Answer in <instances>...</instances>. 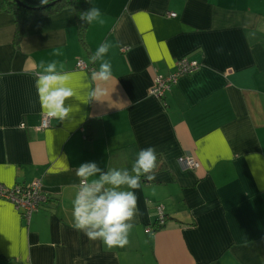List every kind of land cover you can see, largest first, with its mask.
<instances>
[{"label":"crops","instance_id":"crops-1","mask_svg":"<svg viewBox=\"0 0 264 264\" xmlns=\"http://www.w3.org/2000/svg\"><path fill=\"white\" fill-rule=\"evenodd\" d=\"M88 2L104 23L87 24L83 42L72 3L31 18L18 38L15 14L0 9V184L38 179L47 198L26 220L0 196V264H264V0ZM106 41L118 80L111 99L126 107L89 100L98 68L90 58ZM182 57L198 68L151 95L153 76ZM53 60L77 97L65 100V118L36 130L48 113L36 74ZM149 146L155 179L142 176L134 190L139 213L127 245L109 248L74 229L76 168L96 162L134 175ZM186 154L197 168L178 162ZM158 204L165 222L147 233Z\"/></svg>","mask_w":264,"mask_h":264},{"label":"clouds","instance_id":"clouds-1","mask_svg":"<svg viewBox=\"0 0 264 264\" xmlns=\"http://www.w3.org/2000/svg\"><path fill=\"white\" fill-rule=\"evenodd\" d=\"M42 2L47 3L48 0ZM79 15L87 24L104 23L103 13L98 7L92 6ZM109 48L110 44L104 42L90 58L93 63L98 62V68L91 73L95 87L89 93V100H106L110 107H126V103L111 99L118 80L113 82L112 65L105 59ZM55 55H60L59 51ZM63 68V64L56 60L46 64L41 61L35 80L41 107L56 119H63L70 112V107L65 106V100L77 97L67 83L69 74ZM156 168L157 154L154 146L139 150L131 168L134 175L127 168H109L105 172L96 162L81 163L76 168L79 186L72 201V227L82 231L90 240L102 241L109 248L127 245L129 232L134 227L133 221L139 213L138 196L134 190L141 188L142 176L147 181L154 180ZM121 186L131 190H119Z\"/></svg>","mask_w":264,"mask_h":264},{"label":"built area","instance_id":"built-area-1","mask_svg":"<svg viewBox=\"0 0 264 264\" xmlns=\"http://www.w3.org/2000/svg\"><path fill=\"white\" fill-rule=\"evenodd\" d=\"M173 12L169 16H174ZM77 67L87 69L89 66L83 60H77ZM199 63L187 57L179 58L175 61L174 70L167 75L155 74L153 76L152 85L149 93L155 97L161 98L168 92L173 84L176 83L178 77L191 73L198 68ZM50 117L45 113L41 117L40 123L35 127L41 130L50 126ZM178 162L187 168H197L198 161L191 154H186L178 158ZM0 196L9 200L14 207L19 210L22 216L28 220L31 214L37 211L46 201V195L42 190L40 181L33 180L29 184H15L13 186H5L0 184ZM157 216L153 224L145 228V232L149 233L161 227L165 222V211L161 204L156 206Z\"/></svg>","mask_w":264,"mask_h":264},{"label":"trees","instance_id":"trees-1","mask_svg":"<svg viewBox=\"0 0 264 264\" xmlns=\"http://www.w3.org/2000/svg\"><path fill=\"white\" fill-rule=\"evenodd\" d=\"M19 2H21V4H19L15 0H0V9L2 8L4 10L10 11L15 14V18H16L15 37L17 38L19 37V35L23 31L24 25L31 18L40 16L43 14L51 13L61 8L63 5L72 3L75 7L76 14H77L78 36L81 42H83V33L86 29L87 23L83 22L80 19L79 13L86 11L90 8L88 0H51L45 4L36 5V6L25 4L21 0H19ZM165 218H166V215H165ZM159 228H157L156 230H158Z\"/></svg>","mask_w":264,"mask_h":264},{"label":"water","instance_id":"water-1","mask_svg":"<svg viewBox=\"0 0 264 264\" xmlns=\"http://www.w3.org/2000/svg\"><path fill=\"white\" fill-rule=\"evenodd\" d=\"M16 2H18L19 4H21V2H19V0H15Z\"/></svg>","mask_w":264,"mask_h":264}]
</instances>
